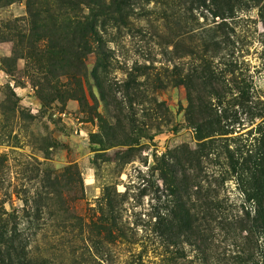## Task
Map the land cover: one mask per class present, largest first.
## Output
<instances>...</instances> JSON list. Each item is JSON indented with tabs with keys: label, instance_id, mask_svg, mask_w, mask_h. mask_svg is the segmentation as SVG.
Instances as JSON below:
<instances>
[{
	"label": "rangeland",
	"instance_id": "obj_1",
	"mask_svg": "<svg viewBox=\"0 0 264 264\" xmlns=\"http://www.w3.org/2000/svg\"><path fill=\"white\" fill-rule=\"evenodd\" d=\"M70 3L0 0V202L34 253L264 264V0H129L100 52Z\"/></svg>",
	"mask_w": 264,
	"mask_h": 264
},
{
	"label": "trees",
	"instance_id": "obj_2",
	"mask_svg": "<svg viewBox=\"0 0 264 264\" xmlns=\"http://www.w3.org/2000/svg\"><path fill=\"white\" fill-rule=\"evenodd\" d=\"M54 1L61 4L70 3V0ZM74 1L76 0H71L70 4L73 5ZM128 1L129 0H86V6L89 7L91 13L84 17L83 22L79 21V17H73L69 33H83L81 40L87 45L98 42V47H96V49L100 52L103 48L98 40L101 20H114L116 16H120L127 7ZM54 51V56L58 63H65L66 49L61 46ZM60 70L61 74L58 79L72 76L68 68L64 67ZM53 92L58 95L64 94L59 82L55 84ZM4 206L5 203L0 202V264H57L52 258L41 257L34 253L31 248L29 236L32 229L21 228L20 217L18 215L19 211L14 210L15 214L10 215ZM27 209L30 210L29 207H27ZM5 215L9 217L7 221L4 220ZM94 225L97 226L100 235L111 236L114 234L115 223L111 217L107 219L102 217ZM204 250H208V248ZM202 262H204V264H209V261L205 258L202 259ZM72 264H83V262H81V260H76Z\"/></svg>",
	"mask_w": 264,
	"mask_h": 264
},
{
	"label": "built area",
	"instance_id": "obj_3",
	"mask_svg": "<svg viewBox=\"0 0 264 264\" xmlns=\"http://www.w3.org/2000/svg\"><path fill=\"white\" fill-rule=\"evenodd\" d=\"M60 118L63 119V121H65L66 123L70 124L74 129H75V132L77 134H82L83 135V131L82 129H80L79 127L82 126V122H80V119H76V116L70 114V113H67V112H64V113H60Z\"/></svg>",
	"mask_w": 264,
	"mask_h": 264
}]
</instances>
